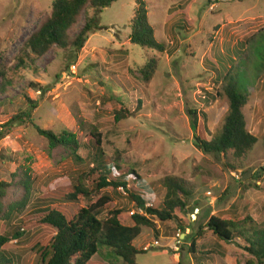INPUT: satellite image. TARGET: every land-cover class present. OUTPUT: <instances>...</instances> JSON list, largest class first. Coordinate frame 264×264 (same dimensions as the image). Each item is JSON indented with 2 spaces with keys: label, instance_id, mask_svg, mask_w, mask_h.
<instances>
[{
  "label": "rangeland",
  "instance_id": "374dc122",
  "mask_svg": "<svg viewBox=\"0 0 264 264\" xmlns=\"http://www.w3.org/2000/svg\"><path fill=\"white\" fill-rule=\"evenodd\" d=\"M53 1L0 0V126L19 110L30 108V98L38 103L31 109L36 124L57 134L69 130L82 144L83 160L77 161L69 149H51L47 138L29 122L13 125L0 138V154L5 155L0 156V180L12 185L9 203L19 202L26 191L13 175L21 173V166L31 169L29 204L0 222V233L14 234L21 225L22 236L7 246L18 264H46L50 258L53 231L35 219L38 210L63 204L64 194L73 189L81 173L91 169L87 144L92 126L102 134L108 163L119 161L123 172L133 168L139 177H126L128 192L103 191L113 200L101 219L112 209H122L124 222L132 225V213L140 212L129 199L133 192L142 193L148 206L161 208L166 176L180 177L193 187L188 209L178 212L180 221H157V234L142 228L135 244L146 252L138 256V264L245 262L249 255L244 243L223 242L200 229L210 216H251L264 227V72L257 71L252 50L264 33V0H146L156 38L165 44L164 53L131 42L136 0H117L99 13L100 28L90 34L81 51L55 47L33 65L17 67L20 48L50 16ZM94 14L88 9L89 16ZM85 17L70 30L72 36L84 26ZM151 59L157 69L148 80L140 69ZM228 74L239 75L241 86L248 90L247 129L258 139L241 159L200 151L191 127L189 110L195 109L198 134L211 140L220 132L229 109L223 90ZM121 108L132 115L117 121L114 113ZM257 173H262L259 179ZM83 205V201L72 203L70 210L76 212ZM193 239H198V251L214 253L199 260L201 253L190 252ZM99 248L90 264H126L111 248Z\"/></svg>",
  "mask_w": 264,
  "mask_h": 264
},
{
  "label": "trees",
  "instance_id": "16d2710c",
  "mask_svg": "<svg viewBox=\"0 0 264 264\" xmlns=\"http://www.w3.org/2000/svg\"><path fill=\"white\" fill-rule=\"evenodd\" d=\"M117 0H54L52 12L24 42L17 55V67H28L33 65L38 58L43 57L51 49L58 47L64 50L71 48L77 52L81 51L90 34L97 32L100 28L98 15L105 8L111 6ZM213 3L214 0H208ZM88 9H93L95 14L88 15ZM86 15V21L80 31L72 36L70 30L80 23L82 15ZM130 39L134 45L142 48H150L160 53L165 52V44L158 41L154 26L149 19V9L146 0H136L133 17L130 23ZM254 48V62L258 72H264V33H261ZM261 47V48H260ZM262 51V52H260ZM157 69V62L151 59L140 69L141 75L150 79ZM3 72L0 71V77ZM227 83L223 86L224 93L229 101L228 113L223 122L220 132L211 140L204 135L198 134L199 118L197 110L190 109L191 127L194 133V145L206 154H214L216 157L227 159L230 154L236 159L245 157L257 144V136L247 129L244 108L248 103V90L241 86L239 75L226 76ZM9 83V79H5ZM34 84V83H32ZM35 88L44 90L41 85ZM244 89V90H243ZM30 108L19 110L12 118L0 128V138L13 128L15 124L31 123L34 129L43 137L47 138L51 149L64 147L69 149L75 160L82 161L79 151L82 148L77 135L69 130L55 133L44 129L35 123L31 109H35L37 102L27 98ZM132 115L128 108L115 111L116 120L125 119ZM90 141L87 146L90 151L92 167L86 173H81L77 184L73 189L64 194L63 204H54L38 210L35 222L48 226L53 231L50 239V258L46 264H90L93 257L98 254L100 245L107 246L120 257L126 264H138V256L145 253L139 249L135 240L141 235L142 228L148 227L156 234L159 232L158 222L180 221L179 211L188 209L193 193L191 184L177 176H166L164 186L166 194L161 208L148 206L142 193H129V199L133 201L142 212H134L131 217L133 224L124 222L122 209H112L105 219H101L102 211L112 202V197L103 192L109 188L117 190L123 186L128 189L126 177L138 174L135 169L123 172V165L119 161L108 163L102 144V134L97 126H92ZM0 156H5L1 155ZM229 168L231 165L228 163ZM18 180L26 188L24 197L16 203H9L6 198L8 189L12 185L0 180V222L9 220L14 213L23 212L30 200L31 193V169L20 167ZM262 171L264 169L262 168ZM116 172V173H115ZM128 175H125L127 174ZM21 174V175H20ZM255 179H259L262 173H257ZM124 177V178H123ZM55 198V197H54ZM83 201L85 205L75 211L70 210V205ZM33 220V218H30ZM29 220L28 224L33 223ZM21 225L17 227L14 234L6 231L0 233V264H18L16 255L8 249V244L14 239L22 236ZM206 229L211 231L218 240L223 242L244 243V249L249 255L245 261L237 264H264V227L257 223L251 216L243 219L221 218L210 216L207 223L201 227L200 232ZM185 231V228H183ZM198 232V234H200ZM197 234V235H198ZM184 249V246H182ZM200 246L198 239H193L190 252L193 255L202 254L198 259L202 260L205 253L198 251Z\"/></svg>",
  "mask_w": 264,
  "mask_h": 264
},
{
  "label": "built area",
  "instance_id": "2783aa9c",
  "mask_svg": "<svg viewBox=\"0 0 264 264\" xmlns=\"http://www.w3.org/2000/svg\"><path fill=\"white\" fill-rule=\"evenodd\" d=\"M119 188H121L120 190L123 191L124 193H125V192H128V190L125 189L123 186H121V187H119ZM139 210H140V209H139ZM140 212H142V210H140ZM133 213H134V212H133ZM133 213H132V214H133ZM158 244H159L158 241H156V242H155V245H158Z\"/></svg>",
  "mask_w": 264,
  "mask_h": 264
},
{
  "label": "crops",
  "instance_id": "0c3cea01",
  "mask_svg": "<svg viewBox=\"0 0 264 264\" xmlns=\"http://www.w3.org/2000/svg\"><path fill=\"white\" fill-rule=\"evenodd\" d=\"M246 116V115H245ZM246 122H247V127H248V121H247V117H246ZM136 242V241H135ZM135 242H134V244H135ZM136 245V244H135Z\"/></svg>",
  "mask_w": 264,
  "mask_h": 264
}]
</instances>
